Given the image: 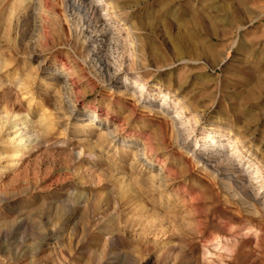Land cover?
<instances>
[{
	"label": "rangeland",
	"instance_id": "rangeland-1",
	"mask_svg": "<svg viewBox=\"0 0 264 264\" xmlns=\"http://www.w3.org/2000/svg\"><path fill=\"white\" fill-rule=\"evenodd\" d=\"M115 2L137 41L102 32L86 0H0V264H264V0ZM63 64L71 104L44 79ZM125 76L144 94L121 91ZM72 110L147 143L164 179ZM12 116L35 131L15 165ZM204 133L242 162L226 145L199 165Z\"/></svg>",
	"mask_w": 264,
	"mask_h": 264
},
{
	"label": "bare ground",
	"instance_id": "bare-ground-1",
	"mask_svg": "<svg viewBox=\"0 0 264 264\" xmlns=\"http://www.w3.org/2000/svg\"><path fill=\"white\" fill-rule=\"evenodd\" d=\"M26 1H30V2L32 1L33 3L34 2L39 3L41 0H26ZM86 1L88 3L89 8L91 9V11H93L95 15L97 24L99 22L100 27H101L100 29L102 30V32L106 34H112L113 31L119 30V25L122 24L123 26H125V29L129 31V34L132 35L133 40L134 41L138 40V36L135 35V32H136L135 28H137L136 24L130 22L128 20L129 18L127 19V17L121 15L122 13L121 11H126L128 9L127 8L128 6L121 5L119 2H115V0H105L108 2V8H104L103 7L104 4H102L103 0H86ZM164 4L165 5L163 6V8H165L168 5L166 1ZM42 66L45 67L43 64H40L41 68ZM45 69H46V74L44 76V79L47 78L52 83H56L58 85V89L63 91L64 95L66 96L65 100L69 104H71L72 96L70 95H73V91H74V87L76 83L73 81L72 74H71L72 71L70 67L63 64L61 66V70H58L56 67H53V66L49 68L46 67ZM120 83H121L120 86L122 87L121 91L130 90L133 96H138L139 92H141L140 95L144 94V92H142V89L138 88L139 85L136 79L132 81L130 80L128 76H125L124 79H122ZM168 98H169L168 95H162L163 101L159 105V107L163 109L164 113H170V108L167 105ZM150 101L151 99L149 98L148 102ZM71 112L78 116V120L84 126L92 127L94 126V121H97V123L100 126L105 127L104 133L110 140L114 142L117 141L119 143H122V145L134 146L135 144V150L133 151V153H135V158L138 159L137 161H139L142 164V166H146V167H149L155 170V173L152 175L153 177L164 179L165 172H166L165 165L164 163H161L159 161L158 156H153L150 153L149 146L147 143H143V146H139L137 140L120 138L116 134V131L113 128L108 126L109 125L108 120L102 118L96 111L85 110L83 112H76V110H72ZM169 116L172 118V120L174 119L173 124L175 125L176 130H178L179 135H181V138L178 137L179 138L178 141L179 142L185 141L186 140L185 133H186L187 127L186 125L183 126L182 124L184 123L180 121V118H182V115L178 111L172 110ZM6 128L9 129L8 141L11 145L14 144L13 149L15 150V152L13 154V159H12L13 163L11 162L12 163L11 165H15L22 156L21 151L23 147L27 145L28 140H30L31 136L35 134V131L32 126V121L27 116H24L22 118H19L16 116L9 117V119L6 122ZM197 145H199V148H197ZM226 145L231 146L230 148L231 151L224 156V160L232 161L233 157H237L239 158V162H242L243 158H241V156L236 153L235 143L232 144L228 139H217L215 136L209 133H204L201 135V141L199 142V144L198 143L195 144L194 148L192 149L191 155H193L197 159V162L199 165L201 164V166H204L205 168L212 169L216 167L215 165L216 159L213 158L212 155L208 156L206 153L209 151L210 148L224 149ZM237 165H236L237 172H241L243 170V167L244 169L250 168L249 163H243V165H241V168L237 167ZM259 173L260 172L256 171V173L252 177H257Z\"/></svg>",
	"mask_w": 264,
	"mask_h": 264
}]
</instances>
